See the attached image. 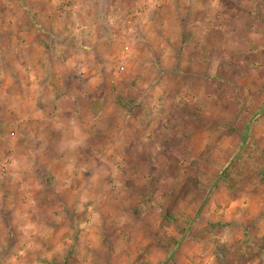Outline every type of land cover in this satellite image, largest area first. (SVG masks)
Here are the masks:
<instances>
[{
    "label": "rangeland",
    "instance_id": "374dc122",
    "mask_svg": "<svg viewBox=\"0 0 264 264\" xmlns=\"http://www.w3.org/2000/svg\"><path fill=\"white\" fill-rule=\"evenodd\" d=\"M36 1L40 4L46 0ZM134 1L127 0L126 3L131 5ZM159 1L161 5L170 6L183 3L182 0ZM2 2L0 0V4L5 3ZM260 2L264 6V0H206L207 23L203 32L207 34L211 26L220 25V39L227 46L217 49L220 59L215 64L220 66H216L215 80L214 77L203 78L208 81L207 91L210 93L207 108L210 111L215 107L212 112L215 120L211 121L219 122L209 126L210 123L203 121V125L194 124V127L200 133L217 131L219 139L215 143L220 142L221 145L229 142V136L238 133L239 148L234 157L219 156L226 154L225 151L215 152L210 150L211 146L192 157L184 153L182 139L191 124V115L187 111L192 109L187 110L181 102L192 99L195 93L187 97L178 90H170L175 85H181L177 80L180 78L172 76L157 80V77L149 75L152 71L147 60H140L134 68L133 58L130 57L134 46L130 39L134 37L135 19L141 17L142 7L132 11L131 8L115 19L113 16L111 27L106 29L107 35L95 46L104 50L97 54L94 45L91 49L100 58L92 55L94 59H86L91 48L88 41L93 37H87L88 40L84 31L71 35L74 41L80 42L74 57L70 56L71 51L63 49L60 52V46L55 44L50 45L52 50L46 53L47 57L40 56L34 42L27 45L22 39L25 36L22 28L3 31L10 32V44L18 43L16 48L29 52L33 65L24 66L20 52L14 50V57L10 54L5 62L0 59V69H19V83L22 79L24 82L28 80L31 87L29 92L24 89L17 95L28 96L30 102L37 106L45 102L42 112L54 122L84 123V110L76 109L75 103L86 104L103 88L105 90L99 96L105 94L112 102L126 86H131L130 91L134 92L135 86L149 91L153 85L157 96L165 97L159 101L156 97L155 101L147 103V108L142 106L133 114L134 120H142L146 125L138 127V130L135 128L144 138L139 144L147 148L150 146L155 153L153 157L102 156L106 151L99 150L97 155L95 152L91 156L71 158L77 165L64 163V168H24L21 162V166L16 164L14 155L8 154L9 148L0 150L8 154L0 158V264H50L54 257L62 262L63 253L67 254V251L78 264H216L212 255L215 240L235 243L245 239V234L253 238L256 228L255 236L262 235L264 184L254 186L237 200H231L225 184L217 179L221 170L234 163L239 156L251 157L250 162L256 171L264 169V161L254 159L260 154L261 147L264 148V12L256 10L258 5L254 6ZM184 5L179 7L180 12L186 9ZM49 14L55 15L56 19L60 16L69 18L68 13L49 11ZM40 16V13H35L33 18L38 20ZM17 20L22 19L16 13L0 10V23ZM237 21H247L244 26L248 29L232 26ZM95 37L99 38L97 34ZM22 41L24 44L20 47ZM204 42L205 46L213 44V40L206 43V38ZM218 50L221 55H218ZM1 55L3 58L7 56L6 51ZM206 65V72L214 67L213 54L207 56ZM21 68L28 70L29 76H22ZM15 81L13 78L11 82ZM168 83L170 89L165 87ZM69 84L72 89L67 91ZM87 84L90 85L88 88L99 85L101 89L98 93L87 92ZM161 85L165 90L163 93H160ZM168 103L170 109L165 108ZM235 106L238 107L237 112L232 109ZM146 112H150L148 116ZM118 118L122 122L125 117L120 115ZM128 122L132 123V119ZM126 127L121 131L125 134L133 132V127ZM66 132L63 128L62 141L65 138L69 141L68 138L73 135ZM114 132L119 133L120 129ZM256 137L263 138L257 146L252 141ZM13 142L16 149L21 150L25 146ZM49 144L51 141L46 140V150ZM209 144L212 145L213 141ZM256 147L261 150H252ZM197 168L201 170L199 179H203L210 190L206 196L207 203L194 213L189 202H178L177 198ZM234 174L233 169L231 176L234 177ZM175 203L177 209L175 207L170 212L177 222H166L164 216ZM190 217L194 223L184 238L181 229L186 227L185 222ZM214 222H219L218 230L223 228L215 236L200 231ZM174 240L178 244L172 247L176 243H173ZM147 250L146 255L143 252ZM254 264H264V252Z\"/></svg>",
    "mask_w": 264,
    "mask_h": 264
},
{
    "label": "crops",
    "instance_id": "0c3cea01",
    "mask_svg": "<svg viewBox=\"0 0 264 264\" xmlns=\"http://www.w3.org/2000/svg\"><path fill=\"white\" fill-rule=\"evenodd\" d=\"M2 1L5 2V0ZM126 1L46 0L40 4L36 0L2 2L3 4H0L1 11L16 13V16L21 17L22 20L0 23V59L4 61L10 54L14 57L13 51L18 50L24 66L32 64L29 52L24 48H16L18 43H11V45L9 43L11 38H9L10 32L3 33V31L6 32L17 28L24 30L25 36L22 39L26 40L25 43L30 45L34 42L39 49L40 56L45 57H47L46 53H51L52 47L50 45L53 44L60 46V52L63 49L71 51L70 56L74 57L75 48L79 47L78 44L80 42L74 41L75 39L71 35L75 34L76 31H84L86 38L89 36L93 37L91 41L87 38L89 40L88 43H91L89 44L91 48L87 51L89 56L86 59H94L92 55L96 56V54L91 49L93 45L95 47L107 35L106 29L111 27L110 22L113 20V16L115 19L117 15L119 16L131 8L132 11L142 7L141 17L135 19L134 37L130 39L131 45L134 46V49L131 50L132 56H130L133 58L134 68L135 64H138L140 60H147L150 62V69L152 71L149 75L157 77V80H160L162 77L172 76L180 78V80L177 79L181 84L180 86L175 85V87L173 86L170 89L171 87L168 83L165 87H169L170 90H178L182 94L187 95V97L195 93L192 99L188 98V100L181 102V105L185 106L187 110L192 109L190 112L187 111L191 115L190 123L192 125L189 123L190 130L188 129V132L184 134L186 136L182 139L183 146L181 148L184 153L197 155L205 151L207 146H211L210 150L213 149L215 152L221 151L222 153L225 151L226 154L222 153L223 155L219 156H234L235 151L239 148L240 139L238 138V133L229 136L227 138L229 142L227 144L222 143L221 145L220 142V144L215 143L219 139L217 131H208L207 133L203 131L200 133L194 127L195 125H203V121H205V124L210 123L208 124L209 126L211 123L215 124L216 122L217 124L219 122L211 121L212 119L215 120L212 115L215 107L210 111L207 108L206 102L208 97H210V93L207 91L208 81H204L203 78L205 76L208 78L214 77L215 80V76L217 75L216 66L218 65L217 63L215 64V61L220 59V56L217 57V49L227 46L225 41L222 38L220 39V25L215 24L211 26V30L207 34L203 32V28L207 23L205 21V17L207 16L206 0H182L183 3L180 6L178 4H175V6H170V4L161 5L159 0H135L131 5H127ZM16 2L18 5H16ZM183 5L186 9L184 12H180L179 7ZM257 5L256 10L264 12L262 2L254 6ZM49 11L55 14L57 12L68 13L69 18L63 19L60 16L56 19V16H51ZM106 12H111V17ZM35 13H40L41 15L38 20H34L33 18ZM103 14L106 16L103 17ZM25 16L26 19L24 20ZM246 24L247 21L245 23L237 21V23H232V26H237L236 29H248L247 26H244ZM95 31L97 32L94 33ZM22 34L24 35V33ZM95 34L99 38L95 37V39ZM205 38L206 43L213 40V44L209 43L205 46ZM88 43L85 42L84 44L88 45ZM23 44L24 41H22V44H19L20 47ZM98 46L100 45L98 44ZM95 49L98 51H95L97 54H100L104 50L103 48L96 47ZM5 51L7 56L3 58L1 53ZM212 54L214 56V67L209 72H206V58ZM218 55H221L219 50ZM71 57L69 58L71 59ZM96 57L100 58L99 55ZM41 61H44V59ZM20 72H22V76L25 75L26 77L29 74L28 70L24 68H21ZM18 73L19 69L13 71L12 69H5L3 71L0 69V150L4 148L7 150L9 148L8 154L10 156L14 155L13 158L18 166L24 164L22 165L24 168H64V163H68L70 166L78 164L73 162L71 158L91 156L90 154H95V152L97 155V151L99 150L106 151L102 156L108 154L123 158H142L143 155L146 157L154 156L155 153L151 151L150 146L148 148L140 146L144 138H141L142 135L139 134V131L137 133V130L138 127L144 128L146 126L145 123L142 120H134L133 117V114L140 110L142 106L147 108V103L155 101L156 97H158V101L160 98L165 97L161 95L157 96L156 93L158 92H155L153 85V91L152 87L148 91L146 89L139 90L141 87L135 86L133 87L134 92H131V86L129 88L127 86L124 87L119 93L135 100L129 109H127L116 101L112 102L111 99L109 101L105 94L102 97L99 96L105 88L100 90L101 86L99 85L88 88L90 85L87 84V92L98 93V90L100 92L88 99L89 101L86 104L85 102L80 104L79 102L75 103L76 109L81 108L84 110V123L79 124L77 121L67 123L65 120V124H60L62 122H54L42 112L45 102H40V106H37L30 102L28 96L19 97L17 95V92L23 93L24 89L29 92L31 87L28 84V80L24 82L22 79L19 83ZM52 74L54 75L55 72H52ZM13 78L16 79L14 83L11 82ZM131 80L134 81L135 78L132 79L131 77ZM172 84L174 85V82ZM160 88L162 89L160 93H163L165 91L163 90L164 87L162 88L161 85ZM71 89L72 85L68 87L67 91ZM157 90L159 91V89ZM165 108L170 109V104L168 103ZM237 108L235 106L232 109L237 112ZM149 113L146 112L145 115L148 116ZM169 114L170 112H168V116ZM120 115H124L125 117L122 122H119L118 117ZM201 116H203V120L200 121ZM94 119H98V121L95 122ZM129 119H132V123L130 124H128ZM119 125L121 127H118ZM127 125L130 128H134L130 134H125L124 131H121L126 129ZM63 128L67 130L66 133L73 134L68 138L69 141L63 137L65 138L63 141H66L64 145L62 144L61 137ZM118 128L120 132L115 133L114 131L118 130ZM86 135H90L91 137ZM46 140L47 142L51 141L47 150ZM13 141H16L18 145L22 143L25 146L21 150L16 149L15 142ZM212 141L213 144H209ZM261 149L264 148L261 147ZM6 154L0 152V158L6 156ZM33 159L34 162H32Z\"/></svg>",
    "mask_w": 264,
    "mask_h": 264
},
{
    "label": "trees",
    "instance_id": "16d2710c",
    "mask_svg": "<svg viewBox=\"0 0 264 264\" xmlns=\"http://www.w3.org/2000/svg\"><path fill=\"white\" fill-rule=\"evenodd\" d=\"M117 103L121 104L125 108L129 109V107L135 102L134 99L129 98L127 95L118 94L115 97ZM254 144L257 146L259 142L263 141V138L256 137L252 140ZM251 148V146H250ZM249 148V149H250ZM261 150L259 147L252 148V150ZM190 157V153L188 154ZM258 155V156H257ZM254 159L259 161H264V149L261 150L260 154H257ZM234 157V156H231ZM251 157H236L235 162L230 163V166H227L221 170L220 175L217 179L222 181L227 188V196L231 200H237L242 197L248 190H251L254 186L259 184H264V169H260L256 171L252 167V163L250 162ZM234 169V177L231 176ZM201 170L197 168V171L193 173L187 179V182L183 185V190L177 198L178 202H182V200L189 202L191 204L192 210L197 212L203 204H206L208 198H206L210 188L203 182V179H199V175ZM204 183V184H203ZM176 207L177 204H171V210L164 216L166 218V222H177V218L172 215V210ZM192 217L186 220V227L182 230L181 236L187 235L190 232V227L194 223L192 221ZM219 222L209 223L207 226H204L200 231L203 234H214L213 236L222 231V227L220 230L217 229L219 226ZM189 227V228H187ZM220 227V226H219ZM258 228L255 229V234H252L253 238H248L247 234H245V239L241 241H237L235 243H228L222 240H215L214 249L212 251L213 258L216 264H254L257 262L261 256V252H264V230L260 237H256ZM199 233V232H198ZM197 233V235H198ZM252 241V244H250ZM176 242V243H175ZM175 243L172 247L178 244L177 241H173ZM169 249V248H168ZM144 250V249H143ZM147 255L148 250L143 252ZM63 261L60 262L58 257H54L50 264H78L72 258L71 252L67 251L63 253ZM71 261V262H70Z\"/></svg>",
    "mask_w": 264,
    "mask_h": 264
}]
</instances>
